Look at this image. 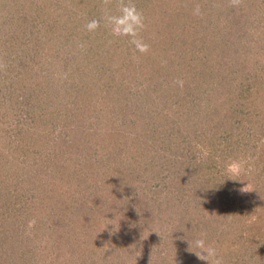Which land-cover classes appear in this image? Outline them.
Masks as SVG:
<instances>
[{"label": "rangeland", "instance_id": "374dc122", "mask_svg": "<svg viewBox=\"0 0 264 264\" xmlns=\"http://www.w3.org/2000/svg\"><path fill=\"white\" fill-rule=\"evenodd\" d=\"M134 3L0 0V264H264V0Z\"/></svg>", "mask_w": 264, "mask_h": 264}, {"label": "clouds", "instance_id": "9594fccd", "mask_svg": "<svg viewBox=\"0 0 264 264\" xmlns=\"http://www.w3.org/2000/svg\"><path fill=\"white\" fill-rule=\"evenodd\" d=\"M112 3L113 0H103V14L98 19L94 18L88 21L85 25L86 30L95 32L103 25L110 30L113 37L127 38L128 43L134 48L135 52L141 55L148 54L151 50V45L142 36V33L147 28L143 11L136 6L134 0H116V11L113 13L109 10V5ZM243 4L244 0H229V5L236 9L242 7ZM193 15L202 17L203 13L199 5L194 8ZM78 47L83 49L85 45L78 44ZM133 58L136 59L135 56ZM3 68L4 64L0 62V69ZM174 83L183 88L185 81L178 79ZM245 163L246 161L242 158L229 160L225 165L226 174L230 178L240 176L245 170ZM240 191L243 193L251 190H249L247 185L241 188ZM33 223L34 221H31L30 226ZM206 235L205 232H201L193 239L184 237L183 239H186L188 243L187 251L194 254L200 261L206 262V264H225L224 257L218 252V249L206 241Z\"/></svg>", "mask_w": 264, "mask_h": 264}]
</instances>
